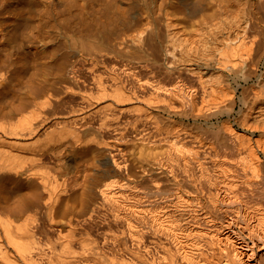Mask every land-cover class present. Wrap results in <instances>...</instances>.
I'll use <instances>...</instances> for the list:
<instances>
[{"label":"bare ground","instance_id":"obj_1","mask_svg":"<svg viewBox=\"0 0 264 264\" xmlns=\"http://www.w3.org/2000/svg\"><path fill=\"white\" fill-rule=\"evenodd\" d=\"M0 264H264V0H0Z\"/></svg>","mask_w":264,"mask_h":264},{"label":"rangeland","instance_id":"obj_2","mask_svg":"<svg viewBox=\"0 0 264 264\" xmlns=\"http://www.w3.org/2000/svg\"><path fill=\"white\" fill-rule=\"evenodd\" d=\"M240 101L238 100V102H237V104H236V110L239 108V106L241 105V102L239 103ZM234 113H236V111L234 112ZM226 117V115H222V116H220L219 118H213V121L214 120H219V125L217 126V128L216 129H218L219 127H222V125H223V119ZM233 118H234V115L232 116ZM198 122H200V123H202V124H204V120H202V119H199L198 120ZM221 122V123H220ZM169 127L170 126H173V125H168ZM175 126V125H174ZM198 131V130H197ZM199 131H200V128H199ZM198 131V132H199ZM201 132V131H200ZM43 168H44V170H46V171H48L50 174H51V178H52V181H51V184L52 185H55L57 182H59L60 181V179L58 178V179H56L57 177H56V165L53 163V162H51V161H47V162H45L43 165ZM68 230L66 229V228H61V230H59L56 234H58V236L57 235H51V240H52V242L54 243V245H59V243H60V241L63 239V238H65V236L66 235H68ZM43 238H44V240H45V236H43Z\"/></svg>","mask_w":264,"mask_h":264}]
</instances>
